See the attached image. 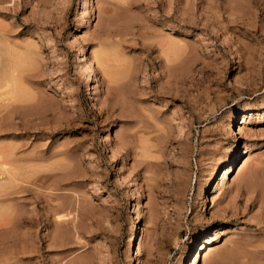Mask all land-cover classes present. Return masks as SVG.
<instances>
[{
  "label": "rangeland",
  "instance_id": "374dc122",
  "mask_svg": "<svg viewBox=\"0 0 264 264\" xmlns=\"http://www.w3.org/2000/svg\"><path fill=\"white\" fill-rule=\"evenodd\" d=\"M0 56V264H264V0H0Z\"/></svg>",
  "mask_w": 264,
  "mask_h": 264
},
{
  "label": "bare ground",
  "instance_id": "6f19581e",
  "mask_svg": "<svg viewBox=\"0 0 264 264\" xmlns=\"http://www.w3.org/2000/svg\"><path fill=\"white\" fill-rule=\"evenodd\" d=\"M10 51V50H9ZM5 52V51H4ZM8 52V51H7ZM9 53V52H8ZM2 55V54H1ZM6 56H7V54H5ZM9 56H10V54H9ZM8 56V57H9ZM1 57V56H0ZM1 58H3V57H1ZM5 58H7V57H5ZM6 61H8V60H6ZM2 63V62H1ZM10 63V62H9ZM4 65V64H3ZM6 65V64H5ZM4 65V66H5ZM8 65V64H7ZM3 66V67H4ZM6 68V67H5ZM4 68V69H5ZM10 68V67H9ZM16 70V69H15ZM3 71V70H2ZM10 72V71H9ZM2 73V72H1ZM6 74V73H5ZM7 74H9V73H7ZM9 75H11V77H13L12 76V73L11 74H9ZM10 77V76H9ZM9 77H7V84L5 83V85H2V86H0V90H3L4 88L6 89H8V86H10L9 85V83H8V79H10ZM4 79H6V77L4 78ZM14 79H15V76H14ZM12 79L13 80V82L16 80L17 81V79ZM12 80H10L11 82L10 83H12ZM90 82V81H89ZM88 83V82H87ZM0 84H2L1 83V81H0ZM19 85V84H18ZM12 86V85H11ZM14 87V86H13ZM16 87V89H18L17 88V86H15ZM12 88V87H11ZM6 89V90H7ZM13 90V89H12ZM11 91V90H10ZM9 90H8V93L10 92ZM14 92V91H13ZM8 93H6V92H0V98H2L3 97V99H6L7 97L6 96H8ZM13 93H11V95H12ZM14 95V94H13ZM18 95H20V94H17V93H15V97L14 98H16V100H18L19 99V96ZM85 95H86V97H87V99L90 101L89 102V105H92V106H94V107H96L97 105H96V101H95V98H94V95H93V85L91 84V83H88L86 86H85ZM6 98H5V97ZM10 97V96H9ZM8 97V98H9ZM18 97V98H17ZM18 102V101H17ZM98 108V107H97ZM247 120H248V118H246V115H244V117H243V121H242V124L243 123H245V122H247ZM232 130H233V125H232ZM233 132H234V130H233ZM229 172H231V168L230 167H227L226 169H225V172H224V175H223V177H225L226 175H228L229 174ZM224 179V178H223ZM216 239L214 238V237H210L209 238V240H206V244L207 245H211V244H213V242L215 241ZM261 246V245H260ZM264 247V246H263ZM261 248H262V246L260 247V250L258 249L256 252L257 253H259V254H263L264 255V250L262 249L261 250ZM201 249L203 250V249H206V247L204 248V246L202 245V247H201ZM254 252V251H253ZM252 252V253H253ZM255 254V253H254ZM261 257V256H260ZM254 258V257H253ZM255 261V260H254ZM256 262V264H258L257 263V260L255 261ZM254 262V263H255Z\"/></svg>",
  "mask_w": 264,
  "mask_h": 264
}]
</instances>
